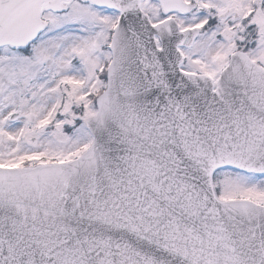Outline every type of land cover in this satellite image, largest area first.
<instances>
[{
    "label": "snow or ice",
    "instance_id": "obj_1",
    "mask_svg": "<svg viewBox=\"0 0 264 264\" xmlns=\"http://www.w3.org/2000/svg\"><path fill=\"white\" fill-rule=\"evenodd\" d=\"M0 264H264V0H0Z\"/></svg>",
    "mask_w": 264,
    "mask_h": 264
}]
</instances>
